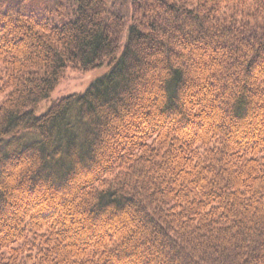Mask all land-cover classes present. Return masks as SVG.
I'll return each instance as SVG.
<instances>
[{"label":"trees","instance_id":"obj_1","mask_svg":"<svg viewBox=\"0 0 264 264\" xmlns=\"http://www.w3.org/2000/svg\"><path fill=\"white\" fill-rule=\"evenodd\" d=\"M0 68V264H264V0H0Z\"/></svg>","mask_w":264,"mask_h":264},{"label":"rangeland","instance_id":"obj_2","mask_svg":"<svg viewBox=\"0 0 264 264\" xmlns=\"http://www.w3.org/2000/svg\"><path fill=\"white\" fill-rule=\"evenodd\" d=\"M50 8H51L50 11H52V13H55L56 17L61 16V14L65 15L67 9V8L64 9L59 8L58 10H56L57 8L54 6H50ZM57 11H60L61 14H59V12L57 13ZM47 16H49V12L47 13ZM108 72H109V66L106 65L102 68H99L96 71H89V72H85L83 70L76 68L67 69L64 72L52 97L48 101L42 104L39 113H43L47 111V109L51 106V104L54 101L56 102L57 100H61L71 95L84 93L91 84H93L98 79L103 78L105 75H107ZM2 76L3 74L1 73V68H0V80ZM2 101L3 98L0 99V105H2L3 103Z\"/></svg>","mask_w":264,"mask_h":264}]
</instances>
